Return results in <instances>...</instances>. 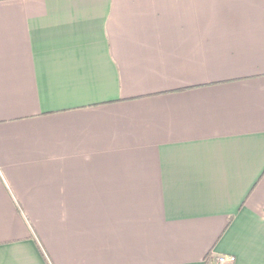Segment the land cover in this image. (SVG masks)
Masks as SVG:
<instances>
[{"label":"crops","instance_id":"0c3cea01","mask_svg":"<svg viewBox=\"0 0 264 264\" xmlns=\"http://www.w3.org/2000/svg\"><path fill=\"white\" fill-rule=\"evenodd\" d=\"M264 264V0H0V264Z\"/></svg>","mask_w":264,"mask_h":264},{"label":"built area","instance_id":"2783aa9c","mask_svg":"<svg viewBox=\"0 0 264 264\" xmlns=\"http://www.w3.org/2000/svg\"><path fill=\"white\" fill-rule=\"evenodd\" d=\"M236 259L235 255L219 254L216 257L215 264H232Z\"/></svg>","mask_w":264,"mask_h":264}]
</instances>
